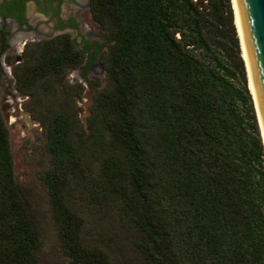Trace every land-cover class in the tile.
Segmentation results:
<instances>
[{
  "label": "trees",
  "instance_id": "16d2710c",
  "mask_svg": "<svg viewBox=\"0 0 264 264\" xmlns=\"http://www.w3.org/2000/svg\"><path fill=\"white\" fill-rule=\"evenodd\" d=\"M231 7L88 0L104 78L83 120L65 72L85 54L68 34L10 65L43 132L40 179L69 264H264V145ZM39 249L0 115V264H39Z\"/></svg>",
  "mask_w": 264,
  "mask_h": 264
},
{
  "label": "water",
  "instance_id": "95a60500",
  "mask_svg": "<svg viewBox=\"0 0 264 264\" xmlns=\"http://www.w3.org/2000/svg\"><path fill=\"white\" fill-rule=\"evenodd\" d=\"M236 3L264 132V0ZM84 9L85 0H0V47L20 58L21 46L70 30L71 41L85 54L80 81L94 50L103 47Z\"/></svg>",
  "mask_w": 264,
  "mask_h": 264
},
{
  "label": "rangeland",
  "instance_id": "374dc122",
  "mask_svg": "<svg viewBox=\"0 0 264 264\" xmlns=\"http://www.w3.org/2000/svg\"><path fill=\"white\" fill-rule=\"evenodd\" d=\"M86 14L90 18L88 10H86ZM92 22L94 23L93 20ZM103 52L104 47L99 48L94 60L89 61L80 81L84 60L65 72V78L68 82L80 83L83 86L80 97L76 100L77 115L80 120H83L87 113L92 89L96 84L103 81L104 69L99 57L100 53ZM6 56L9 63L5 62L2 70L0 69V73H3V75H0V115L7 130L12 159V174L22 197L29 206L37 227L40 240L38 261L39 264H69L67 258L60 252L55 225L48 207L45 189L40 179L41 171L48 165L49 159L43 146V132L38 123L30 118L23 107L26 96L18 94L13 87L10 64H13L18 58L11 56L10 50H8ZM244 69H246V66H244ZM245 76L246 83H248L247 70ZM252 102L254 104V101ZM253 108L255 107L253 106ZM254 112L258 121L255 109ZM259 134H261L260 131ZM127 258L130 263L134 260L133 254L129 251Z\"/></svg>",
  "mask_w": 264,
  "mask_h": 264
},
{
  "label": "bare ground",
  "instance_id": "6f19581e",
  "mask_svg": "<svg viewBox=\"0 0 264 264\" xmlns=\"http://www.w3.org/2000/svg\"><path fill=\"white\" fill-rule=\"evenodd\" d=\"M231 1H232L233 9H234V19H235V24H236V28H237V33H238V37L240 38L239 41H240V46H241V53H242V57L244 59V63H245L247 75H248V87H249L250 93L252 95V99L254 101V107L256 110V114H257L258 125H259V129H260L261 137H262V142L264 145V132H263L262 122H261V118H260V113L258 111L254 87L252 85V79H251V75H250V68H249V64H248V59H247L246 51H245V47H244L242 29H241L240 20H239L238 7H237L236 0H231Z\"/></svg>",
  "mask_w": 264,
  "mask_h": 264
},
{
  "label": "flooded vegetation",
  "instance_id": "af4514ba",
  "mask_svg": "<svg viewBox=\"0 0 264 264\" xmlns=\"http://www.w3.org/2000/svg\"><path fill=\"white\" fill-rule=\"evenodd\" d=\"M86 10H88V0H85V9H84V11L86 12ZM62 33H66V34H68V36H69V38H71V35H70V30H67V31H64V32H61V33H58V34H62ZM55 35H57V34H55ZM52 36H54V35H52ZM52 36H50V37H52ZM47 38H49V37H47ZM45 39V38H44ZM74 47H77L75 44H74ZM21 48H22V46H21ZM0 51H2V52H0V69L2 70V66L4 67V63L6 62V63H9L8 61H6V58H7V56H6V54L8 53V50H6V51H4V47H0ZM20 52H21V49H20ZM97 52H95L94 53V56H95V54H96ZM18 58V57H17ZM18 60H19V58H18ZM17 60V61H18ZM17 61H15V62H17ZM14 62V63H15ZM11 65V64H10ZM13 79V78H12ZM16 91V90H15Z\"/></svg>",
  "mask_w": 264,
  "mask_h": 264
}]
</instances>
